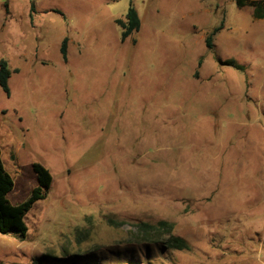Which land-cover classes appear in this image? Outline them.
Masks as SVG:
<instances>
[{
  "label": "rangeland",
  "instance_id": "obj_1",
  "mask_svg": "<svg viewBox=\"0 0 264 264\" xmlns=\"http://www.w3.org/2000/svg\"><path fill=\"white\" fill-rule=\"evenodd\" d=\"M236 1L0 0L8 198L53 178L0 264H264V19ZM163 221L187 249L137 243Z\"/></svg>",
  "mask_w": 264,
  "mask_h": 264
},
{
  "label": "trees",
  "instance_id": "obj_2",
  "mask_svg": "<svg viewBox=\"0 0 264 264\" xmlns=\"http://www.w3.org/2000/svg\"><path fill=\"white\" fill-rule=\"evenodd\" d=\"M236 4L239 8L251 7L254 11L256 19H264V1L254 0H237ZM8 9V3L4 4ZM56 13L62 14L56 10ZM116 24L121 27V40L126 41L134 32H138L141 28V19L133 5L130 6L125 20L117 19ZM218 29L206 38V45L212 48L213 37L217 34ZM68 39H64L62 43L61 53L64 59H67ZM12 75V71L8 67L5 60L0 61V87L9 93L8 81ZM33 169L37 177V185L32 189L28 200L23 203L13 204L10 202L8 195L14 189V178L6 170L4 160L2 158V150L0 148V233L13 234L25 237L28 232L26 224V216L32 210L33 206L48 197L52 184V175L50 171L40 163H34ZM173 225L168 222H159L157 225L141 223L137 226V243L141 245L164 244L167 247L176 250H185L188 248L187 242L173 234ZM166 229L165 233H162Z\"/></svg>",
  "mask_w": 264,
  "mask_h": 264
},
{
  "label": "crops",
  "instance_id": "obj_3",
  "mask_svg": "<svg viewBox=\"0 0 264 264\" xmlns=\"http://www.w3.org/2000/svg\"><path fill=\"white\" fill-rule=\"evenodd\" d=\"M254 1H264V0H254ZM8 7H9V5H8ZM9 9V8H8ZM56 10L57 11H60V10H58V9H47V10H40L38 7H37V5H36V3L35 2H33L32 4H31V6H30V10H29V16H30V19H31V24L32 25H34V17L38 14V13H47V12H55L56 13ZM9 12H10V15H11V11H10V9H9ZM61 13H62V17H66V15H65V13L64 12H62V11H60ZM57 14H59V13H57ZM67 39H68V47L67 48H69L70 47V45L72 44H70V39H69V37H66ZM65 38V39H66ZM64 41V40H63ZM70 44V45H69ZM68 50V49H67Z\"/></svg>",
  "mask_w": 264,
  "mask_h": 264
}]
</instances>
